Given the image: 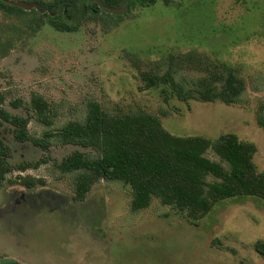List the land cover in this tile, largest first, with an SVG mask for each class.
<instances>
[{"label": "rangeland", "instance_id": "rangeland-1", "mask_svg": "<svg viewBox=\"0 0 264 264\" xmlns=\"http://www.w3.org/2000/svg\"><path fill=\"white\" fill-rule=\"evenodd\" d=\"M34 17L0 13V39L12 43L0 57V91L9 112L24 115L10 102L27 103L33 92L49 104L55 127L81 118L88 100L109 112L140 109L157 115L172 135L214 140L233 134L251 142L256 169L264 171V128L256 122L258 107H264V0H157L131 11L109 31L103 30L108 18L102 15L73 33L21 22ZM188 52L235 69L246 85L241 102L184 103L170 93L164 101L163 86L140 90L138 67L153 69L170 54ZM43 129L33 121L28 125L34 137ZM0 137L11 148V165L39 163L36 169L8 175L0 187V261L264 264L253 249L256 241H264L261 200L226 199L193 222L157 200L131 212L130 187L119 182L100 181L83 202H74V175L61 174L56 165L74 151L87 150L51 145L44 151L31 142L17 143L4 124ZM18 175L41 182L27 187Z\"/></svg>", "mask_w": 264, "mask_h": 264}, {"label": "trees", "instance_id": "trees-1", "mask_svg": "<svg viewBox=\"0 0 264 264\" xmlns=\"http://www.w3.org/2000/svg\"><path fill=\"white\" fill-rule=\"evenodd\" d=\"M99 1L110 8L126 5V13L106 14L89 0L36 2L46 10L44 14L35 10L25 12L0 0V13L15 18L34 14L32 22L20 21L47 23L63 33L76 32L82 23L102 15L108 18L103 30L109 31L131 11L147 8L157 0ZM162 1L168 3V0ZM11 47V40L3 42L0 39V57L6 56ZM153 66L155 68L148 70L138 67L140 90L163 86L164 101L170 93L184 103L232 105L241 102L246 90L245 81L235 69L212 63L195 52L170 54ZM5 100V93L0 91V124L10 128L15 142H31L44 151L51 145H72L87 150L74 151L56 165L61 174L74 175V202H83L100 181L129 186V209L133 213L147 209L157 200L191 222L203 218L215 204L226 199L252 197L264 202V171L258 172L253 162L256 147L251 142L238 140L233 134H224L214 140L202 136H176L163 128L157 115L140 109L109 112L95 100L85 103L81 118L55 127V115L41 94L33 92L27 103L19 99L10 102L13 109L21 108L24 115L9 112ZM263 110V105L257 110L256 122L261 128H264ZM31 121L44 127L40 137L29 133ZM11 156V148L0 137V187L13 172L36 169L39 165H11ZM17 178L27 187L41 182L32 177L18 175ZM253 249L264 258V241H256ZM0 262L19 264L12 259Z\"/></svg>", "mask_w": 264, "mask_h": 264}, {"label": "water", "instance_id": "water-1", "mask_svg": "<svg viewBox=\"0 0 264 264\" xmlns=\"http://www.w3.org/2000/svg\"><path fill=\"white\" fill-rule=\"evenodd\" d=\"M3 1L7 5L19 8V9L25 11V12H30L32 10H35L39 14H44L46 12V10L42 9L41 6L38 3H36V2L25 3V2H21V1H7V0H3ZM89 1L93 2V3H96L98 10H100V11L106 13V14H110V15H123V14L126 13V10H127L126 5L121 7V8H110V7H106L99 0H89Z\"/></svg>", "mask_w": 264, "mask_h": 264}]
</instances>
